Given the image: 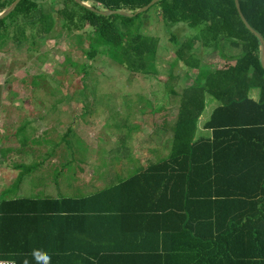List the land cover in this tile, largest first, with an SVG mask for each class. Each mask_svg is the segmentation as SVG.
Instances as JSON below:
<instances>
[{"label":"trees","instance_id":"16d2710c","mask_svg":"<svg viewBox=\"0 0 264 264\" xmlns=\"http://www.w3.org/2000/svg\"><path fill=\"white\" fill-rule=\"evenodd\" d=\"M15 1L0 0V14ZM58 1L62 5L60 10L54 2L46 7L41 4L43 0H22L12 15L0 21V49L8 41L18 48L26 45L30 49L38 39L53 31L54 14L62 20L64 30H92L87 35L90 59L107 53L111 60L133 73L149 75L155 72L157 42L142 34V29L135 25V19L141 15L133 19L104 17L79 6L75 0ZM81 1L99 11L135 13L152 0ZM239 5L247 23L264 38V0H239ZM152 8L158 10L163 24H185L197 31L194 38L182 44L174 37L171 39L178 46L177 63L190 68V76L191 72L196 73L185 83L181 95L168 160L150 164L144 172L110 192L120 191L137 178H144L147 185L161 187L158 197H168L169 205L142 209L138 219L145 222L140 228L142 237L156 233V237L168 238L167 264H170L172 233L182 238L189 234L208 243L204 246L208 255L206 264H258L256 255L259 256L260 251L256 254V247L264 250L261 42L242 23L234 0H160ZM82 41L79 37V42ZM200 49L223 53L224 60L234 65L218 68L204 64L199 57ZM238 50L241 54H234ZM253 90L260 91L258 100L251 97ZM207 95L217 101L218 106L205 125L212 135L200 137L199 122L206 111ZM21 165L29 169L24 164L16 167ZM75 202L20 200L1 206L14 207V214L54 220L51 216L68 211L65 207ZM22 207L24 211L18 210ZM154 216H159V221L165 220V226L156 230L149 227ZM167 221L171 222V228ZM3 259L1 255L0 260ZM130 260L125 259V262Z\"/></svg>","mask_w":264,"mask_h":264},{"label":"crops","instance_id":"0c3cea01","mask_svg":"<svg viewBox=\"0 0 264 264\" xmlns=\"http://www.w3.org/2000/svg\"><path fill=\"white\" fill-rule=\"evenodd\" d=\"M259 96L260 93L256 95L255 90L251 92L254 100H258ZM217 106L213 105V108ZM42 112L45 113L42 115ZM53 112L60 116L68 115L67 109L49 108L41 109L39 116L23 118L27 132L24 141L26 149L30 138L36 136L38 129L43 132V136L51 131L53 126L43 124L48 122L47 118ZM81 112L85 114L88 111ZM173 113L174 110L169 111L166 108L152 111L133 108L105 114L107 123L104 125L110 129L121 130L120 139L127 153L116 161L111 158L101 159L103 156L98 157L99 155L76 157L71 154L59 157L51 151L23 157L14 162L11 146L0 150V206L2 203L9 204L20 200L77 201L65 207L68 211L51 216L54 220L43 216L14 214V207L2 205L0 256H4L3 260H14L17 264H167L168 238L156 237V233L151 237H142L140 228L145 226V222L138 219L141 217L138 213L142 209L169 205L168 197H158L161 187L147 185L144 178H137L116 193L110 190L131 181L150 164L168 160L179 113L173 121L172 136L167 138L163 133L169 122L168 116ZM71 114L75 120L69 123L65 135H57L53 148L66 144L67 151L74 153V147L83 139L89 138V135L79 136L76 129L92 127L95 122L92 117L101 114L93 110L85 120L82 115L75 116L73 111ZM209 118L204 121L200 119V137L212 135V131L205 128ZM63 122L64 120H57V127ZM115 139V133L105 136L106 144L103 148H110L106 146L108 143H115ZM62 149L65 150L63 147ZM17 164L28 165L29 169L22 165L16 167ZM21 168L24 172L17 176V182L10 181L13 173ZM25 176L28 177L26 181ZM35 179L37 182L41 179L44 182L34 189L31 182ZM18 210L24 211L25 207ZM150 220L149 227L152 226L154 230L166 224L165 220L159 221V216ZM167 225L172 227L170 221H167ZM172 234L174 236H171L170 264H206L208 255L204 246L208 243L189 234H185L184 238L175 237L176 233ZM248 250L249 248L246 252ZM125 259L131 260L126 263Z\"/></svg>","mask_w":264,"mask_h":264},{"label":"rangeland","instance_id":"374dc122","mask_svg":"<svg viewBox=\"0 0 264 264\" xmlns=\"http://www.w3.org/2000/svg\"><path fill=\"white\" fill-rule=\"evenodd\" d=\"M53 2L57 10L62 9L58 0H43L41 4L50 7ZM53 18L55 20L53 31L38 39L30 49L26 45L18 48L12 41H8L0 49V150L11 146V157L14 162L23 157L51 151L53 155L59 157L71 154L76 157L99 155L98 157L103 156L101 159L111 158L116 161L125 157L127 153L120 139L121 130L110 129L104 125L107 123L105 114L133 108L150 111L158 108L174 110V113L168 116L169 122L163 133L167 138L172 136L173 121L179 113L185 83L195 77L196 72H191L193 75L190 76L188 73L191 69L177 63L178 46L171 39L174 37L182 44L186 39L194 38L197 31L185 24L170 26L163 24L156 8H150L141 17L136 18L135 25L142 29V34L154 38L157 42L155 72L146 75L133 73L125 66L115 63L107 53L90 59L87 56L89 52L87 35L92 33V30L86 28L82 31L69 32L63 29V22L57 15L53 14ZM28 33L32 34L30 30ZM79 37L83 38L82 42H79ZM236 52L238 55L241 54L239 50L234 51V54ZM224 56L223 53H213L206 49L199 51V57L204 64L218 68L233 66L234 63L225 61ZM259 93V90H255L256 95ZM213 105H218V102L207 95L206 111L201 117L203 121L212 114L215 108ZM49 108L67 109L68 115L60 116L53 112V115L47 118L48 122L43 124L53 126L51 131L43 136V132L38 129L36 136L30 138L26 149L24 141L27 132L23 118L39 116L41 109ZM82 110L88 112L81 114ZM93 110L101 114L92 117L95 121L93 126L76 129L79 136L89 135V138L83 139L86 143L80 141V144L74 147V153L67 151L66 144L53 148L56 139L62 134L65 135L69 123L75 120L72 111L75 116L82 115L85 120ZM44 113L42 112V115ZM59 119L64 122L58 125V128ZM111 133L116 134L115 143H108L106 147L110 148H103L106 144L105 136L108 137ZM113 139L114 137L111 140ZM72 142L75 144L74 139ZM7 143L9 145L5 146ZM23 172V168L17 169L10 181L17 182V176ZM27 178L24 177L25 181ZM43 182L42 179L39 182L35 179L31 185L35 189ZM258 248L256 247V254L260 251V255H256L258 264H264V250Z\"/></svg>","mask_w":264,"mask_h":264},{"label":"water","instance_id":"95a60500","mask_svg":"<svg viewBox=\"0 0 264 264\" xmlns=\"http://www.w3.org/2000/svg\"><path fill=\"white\" fill-rule=\"evenodd\" d=\"M22 0H16L15 3L7 10L5 11L3 14H0V21H3L5 19H7L10 15H12L15 12V9L17 8V6L20 4ZM79 6L98 13L99 15H102L104 17H110V16H120V17H124V18H129V19H133L139 15H142L143 13L147 12L150 8H152L155 4H157L160 0H152L147 6L143 7L142 9L138 10L135 13H129V12H124V11H99L96 10L94 8H92L89 4L82 2L81 0H75ZM235 1V5H236V9L239 13L240 19L242 21V23L245 25V27L247 28V30L253 34L256 38H258L261 42V56H262V65L264 67V38L259 34L256 33L251 26L247 23V21L245 20L241 9H240V5H239V0H234Z\"/></svg>","mask_w":264,"mask_h":264},{"label":"built area","instance_id":"2783aa9c","mask_svg":"<svg viewBox=\"0 0 264 264\" xmlns=\"http://www.w3.org/2000/svg\"><path fill=\"white\" fill-rule=\"evenodd\" d=\"M0 264H17L14 260H0Z\"/></svg>","mask_w":264,"mask_h":264}]
</instances>
